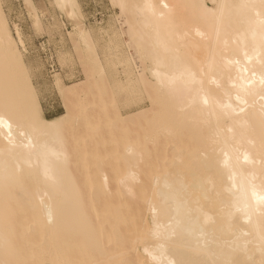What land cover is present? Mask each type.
<instances>
[{
  "label": "bare ground",
  "instance_id": "6f19581e",
  "mask_svg": "<svg viewBox=\"0 0 264 264\" xmlns=\"http://www.w3.org/2000/svg\"><path fill=\"white\" fill-rule=\"evenodd\" d=\"M49 2L84 80L47 118L0 39V264H264V0H109L128 39Z\"/></svg>",
  "mask_w": 264,
  "mask_h": 264
},
{
  "label": "rangeland",
  "instance_id": "374dc122",
  "mask_svg": "<svg viewBox=\"0 0 264 264\" xmlns=\"http://www.w3.org/2000/svg\"><path fill=\"white\" fill-rule=\"evenodd\" d=\"M49 1L51 0H33L34 7H36L34 8L32 6L33 8H31L24 0H3V9L8 22L10 23L13 34L19 31V36L25 41V44L21 47L26 49V51L23 52L24 58L35 72L33 82L39 93L44 115L47 118H55L63 114L64 105L63 100L54 85L53 76L55 74H60L63 82L66 85H71L73 81L78 82L84 80V75L81 67L78 65L73 71L74 75L72 74L70 76V68L67 67L63 69L59 64L57 56L61 50L65 49V46L63 41H61L58 30L55 29V19L59 24H62L63 22L66 24V27L62 24V32L64 34L71 31L73 27L67 19H65L66 17L61 14L59 9L57 10V7L54 9ZM78 1L87 26L97 28L99 25L107 28L108 23L114 21L117 23V26L119 25V29L122 28L121 30L125 33V37L127 38L123 16L118 10L111 8L109 0ZM43 5H45L50 13L43 11ZM35 15H37L36 19H39L40 28L38 25H35ZM112 18H114V20ZM15 38L19 41L18 36H15ZM67 38L68 42L69 37L67 36ZM127 41L130 42V40ZM67 42L66 44L72 48L70 40L68 43ZM129 45L131 51H133L134 60L137 63L139 70L142 71L139 56L133 48L134 45L132 43H129Z\"/></svg>",
  "mask_w": 264,
  "mask_h": 264
},
{
  "label": "snow or ice",
  "instance_id": "6c2138e0",
  "mask_svg": "<svg viewBox=\"0 0 264 264\" xmlns=\"http://www.w3.org/2000/svg\"><path fill=\"white\" fill-rule=\"evenodd\" d=\"M145 7L149 10H153V14H155L153 5L148 4ZM164 7L167 8L168 6L164 5ZM19 35V31L10 35L8 29L4 28L0 39H2L5 43L7 50L11 53L14 59V62L22 68L23 52L26 51V49H22L21 47L23 44H25V41L23 39L19 41L14 39L15 36ZM161 83H163V81H161ZM200 83L202 86L203 81L201 80ZM261 83H264V81H261ZM237 99H239V97H237ZM205 103H207V100H205ZM14 116L15 113L9 108L7 104L5 105L3 111H0V129H4L6 131V136L8 138H11L12 136ZM32 116L37 120L39 119L38 110L35 109L34 103L32 105ZM17 127H19V125H17ZM258 199L261 203H264V195L259 196Z\"/></svg>",
  "mask_w": 264,
  "mask_h": 264
}]
</instances>
